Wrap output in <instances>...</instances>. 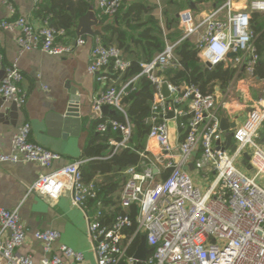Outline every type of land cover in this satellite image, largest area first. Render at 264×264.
Listing matches in <instances>:
<instances>
[{"label":"built area","instance_id":"obj_1","mask_svg":"<svg viewBox=\"0 0 264 264\" xmlns=\"http://www.w3.org/2000/svg\"><path fill=\"white\" fill-rule=\"evenodd\" d=\"M188 1L217 5L201 18L194 9L182 10L179 13L181 39L171 42L164 30V49L152 62L142 64L140 75H146L154 86V101L147 123L150 126L148 142H155L157 151L147 142L145 151L139 153L142 162L125 171L127 179L119 202L125 209L137 207L135 229L129 233L134 222L128 214L120 212L111 222H106L95 184L83 179L80 167L84 160L40 175L29 188V193L52 200L71 191L73 204L86 212L97 264H135L134 255L142 235H146L148 248L153 249L144 264H264V147L258 141L264 125V99L258 100L245 122L236 127L232 144L227 148L225 132L220 127L225 103H219L217 91L203 94L197 86L179 87L165 77L168 70L182 67L175 49L181 41L190 40L205 65L210 63L213 67L230 60L237 69H244L250 78H256L261 62L257 40L264 28L256 32L253 23L255 13H264V0H249L243 10L237 9L236 0ZM35 2L37 8L40 0ZM124 2L99 0V10L114 16ZM5 4L14 15V4L10 0H5ZM0 28L18 31L16 43L21 53L40 50L64 56L85 44L83 37L61 42L63 31L52 28L47 22L36 28L24 16L6 19L0 23ZM230 53L234 56L228 58ZM130 66L117 46H106L99 37L94 39L88 73L105 88L93 98V111L102 117L106 106L125 118L124 121L107 119L97 126L98 132L112 130L121 134L119 142H112L115 150L127 147L132 137L134 126L122 99L135 90L138 76L118 83L120 77L115 81L109 75L115 74L110 73L111 69L122 75ZM0 67H3L1 55ZM262 68L264 72V64ZM23 80L24 74L17 63L6 66L0 96L23 107L28 99V93L22 88ZM165 82L172 100L169 109L174 111L170 120L166 119L168 107L162 94ZM170 121L176 126V142L171 138ZM30 135V123L20 126L12 139V152H0V164L35 162L44 169H51L60 155L34 143ZM248 148L252 152L245 154L248 171L244 172L236 166V161ZM230 150L234 153L230 154ZM191 171L199 176L197 182ZM204 185H207L205 191ZM33 236L43 245L41 264H87L83 253L65 244L55 250L61 237L58 231L38 230ZM27 237L28 230L18 211L0 208V264H34L30 255L18 252ZM137 239L139 242L131 255L129 251Z\"/></svg>","mask_w":264,"mask_h":264},{"label":"crops","instance_id":"obj_2","mask_svg":"<svg viewBox=\"0 0 264 264\" xmlns=\"http://www.w3.org/2000/svg\"><path fill=\"white\" fill-rule=\"evenodd\" d=\"M10 1L14 4L16 13L12 15L5 0H0V23L6 19L24 16L30 19L36 28L44 25V22L35 16L37 9L35 0ZM91 1L92 19L98 20L101 24L96 14L99 10V0ZM159 1L160 3L158 0H149V3L156 5L154 14L166 31L164 24L166 17L163 13L165 10H170L171 5L168 3L170 0ZM171 1L179 4L178 17L182 10L191 8L195 10L197 17L201 18L217 5L215 3L194 4L188 0ZM248 2L249 0H236L237 9H246ZM98 28L99 26L94 30ZM18 34L16 30L0 28V55L3 57L0 82L5 76V67L17 63L24 74L22 88L28 93V99L23 107H18L15 103L6 101L0 96V152L11 153L12 139L18 128L24 123H30L31 141L59 154L61 158L55 161L51 169H44L35 162L1 163L0 208L18 211L28 230L26 243L18 249V252L30 255L34 264H41L44 251L42 243L33 235L35 231L45 229L56 230L61 235L55 244V250H58L60 244H65L83 253L87 264H97L94 243L88 234L86 212L73 204L71 191L63 192L58 200H52L48 196L37 193H29V188L40 175L84 160L82 154L91 123L99 118L93 111L92 100L105 88V85L100 83L95 76L88 73L89 57L94 40L90 36H82L85 39L83 46L75 47L74 51L68 55L54 56L40 50L21 53L16 43ZM77 38L79 36L76 33L74 37H66L64 42H68L67 40L73 42ZM257 48L261 55V62L256 69V78H250L244 69H237L228 60L225 63L230 64L240 75L236 74L230 86L225 90L221 91L218 87L215 89L219 103H225L222 114L227 115L230 122H237V126L245 122L253 105L257 104L258 100L264 99L262 68L264 39L257 40ZM260 73L263 77L259 75ZM71 88L76 89L80 97L82 127L77 133L73 126L65 128L63 122V116L70 105ZM109 115L106 114V117L109 118ZM169 125L172 141L176 142L175 123L170 121ZM259 134L258 141L264 147V125ZM226 135L227 133L223 136L225 139ZM113 141H110L111 145ZM148 145L151 147V142H148ZM120 193L121 191L119 195Z\"/></svg>","mask_w":264,"mask_h":264},{"label":"trees","instance_id":"obj_3","mask_svg":"<svg viewBox=\"0 0 264 264\" xmlns=\"http://www.w3.org/2000/svg\"><path fill=\"white\" fill-rule=\"evenodd\" d=\"M171 7L179 4L168 2ZM92 7L91 0H40L35 16L47 22L52 28L63 31L60 37H74L79 19ZM170 7V8H171ZM156 5L149 0H125L124 4L114 16L97 11L101 21L95 30L93 40L99 37L106 46H117L131 66L122 74L110 70L111 79L118 83L126 82L138 76L135 90L122 99L125 111L133 124L132 137L127 147L115 150L110 140L119 142L122 136L119 132L109 130L105 133L97 131V126L107 120L124 121V115L113 111L109 118L99 117L92 121L82 159L85 163L80 167L86 183H94L98 191V199L103 202V213L106 222H111L117 213L128 214L134 222L132 232L136 227L137 207L122 208L119 192L125 185V171L142 162L139 153L145 151L148 142L150 126L147 119L151 115L154 101V86L143 71L142 64L152 62L164 49V29L161 21L155 16ZM178 10L171 17L169 10L164 11L167 38L176 42L183 36L179 27ZM264 28V13L254 14L253 29L256 32ZM264 39V33L260 36ZM176 58L181 63L179 69L168 70L166 79L173 85L182 87L197 86L203 94L214 93L218 87L221 91L230 86L236 76V69L224 62L213 67H207L199 58L195 44L190 40L181 41L175 49ZM261 77L263 75L259 74ZM183 140V136L180 137ZM139 239L131 247L129 254L133 255ZM125 264V263H123Z\"/></svg>","mask_w":264,"mask_h":264},{"label":"water","instance_id":"obj_4","mask_svg":"<svg viewBox=\"0 0 264 264\" xmlns=\"http://www.w3.org/2000/svg\"><path fill=\"white\" fill-rule=\"evenodd\" d=\"M92 12H93V8L91 7L89 11L79 19L77 32H76L79 37L94 36L95 34L94 28L99 26L100 22L96 19H92ZM233 56L234 54L230 53L228 55V58H231ZM206 66L210 68L212 67L210 63H206ZM162 94L163 97L166 99V103L168 107L166 119L170 120L174 117V111L172 109L171 110L169 109V106L172 104V100L170 99V91L168 84L166 82L162 85ZM79 102H80V97L77 95L76 89L71 88L70 105L66 111V114L63 116V122L65 128H67L66 126H73L76 133L80 131L82 127ZM102 113L106 115V114H113L114 112L110 111L109 107L105 106L102 109ZM220 127L223 132L227 133L226 147L229 148L232 144L233 132L237 127V122H230L229 118L226 115H223L221 117ZM152 250H153L152 248H148L147 246L146 235H142L139 246L134 255L136 259L135 264H144L148 253Z\"/></svg>","mask_w":264,"mask_h":264},{"label":"rangeland","instance_id":"obj_5","mask_svg":"<svg viewBox=\"0 0 264 264\" xmlns=\"http://www.w3.org/2000/svg\"><path fill=\"white\" fill-rule=\"evenodd\" d=\"M178 8L177 7H171L170 10H169V13H170V17H171V14L173 15L175 13V11L177 10ZM151 148L154 152L157 151V145L155 142H151ZM251 152H252V149L251 148H248L246 150V152L244 153V155L242 157H240L239 159H237L236 161V166L241 169L242 171L246 172L248 171L247 170V165H246V160L248 159V157L245 155L246 153L248 155H251ZM230 154H233L234 153V150H230L229 151ZM194 181L197 182L199 180V176H197L195 173H193L192 171L190 172ZM202 182V181H201ZM203 183V182H202ZM207 185H204L203 186V191H205V188H206Z\"/></svg>","mask_w":264,"mask_h":264}]
</instances>
